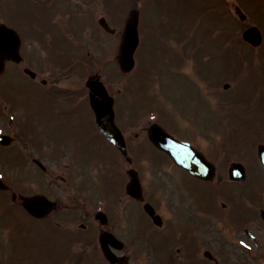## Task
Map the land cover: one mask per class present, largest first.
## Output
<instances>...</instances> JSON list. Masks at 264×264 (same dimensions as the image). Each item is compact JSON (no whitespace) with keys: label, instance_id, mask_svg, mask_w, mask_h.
Here are the masks:
<instances>
[{"label":"rangeland","instance_id":"374dc122","mask_svg":"<svg viewBox=\"0 0 264 264\" xmlns=\"http://www.w3.org/2000/svg\"><path fill=\"white\" fill-rule=\"evenodd\" d=\"M170 1L171 0H152L149 4L148 8H144V18L143 23L141 26L142 33L145 35L144 44L142 45L143 49L139 51V57L137 58L139 63V69L137 74L134 75L132 86H134L135 89H132L130 93V99H136L140 98L139 105L136 106V108L141 109L139 111V115H141L143 119H140V121H146L147 119H157V113L153 112L149 107H155L159 108V111L162 112L161 119L162 124L170 129L171 131L178 133L183 131L180 126L183 124V116L178 115L177 111L179 110H185L187 114L190 115V113L193 112L195 108V103H197V99L199 96V81L203 77V83H205L206 86H209L212 84L210 79L216 78V73H220L219 63L222 61L216 60L217 62L213 65L211 64V68L207 67L205 71L199 70V73L201 74V77L196 81V79L191 78L195 76L193 73L194 70L190 66L192 65L194 67V59H188L187 64L188 66L185 67V65L182 67L184 72V78H177L175 76H171L169 78L168 75L165 74V70L173 67L175 64H177V60L174 59L178 58V55H183V49L187 45L193 46L192 49L197 45V49L201 46L200 41H198L197 37H192V39H186L181 40L179 37L185 34L188 31H192V27L196 24H198L199 28L200 25L207 23L209 20V17L213 16L214 12H220V9H217V11H210L209 15L204 16V13H202L203 9H201L197 4L201 0H180L178 4H175L174 9L168 13V16L161 17L159 14L162 12L161 10L170 9ZM214 1V0H213ZM215 2V1H214ZM240 4L248 10L249 7H260V1L259 0H239ZM261 4H264L261 2ZM263 12L256 14L257 24L260 27H263L264 29V8H260ZM4 14L9 17V14L4 11ZM148 21L152 22L151 29L148 28ZM222 26V25H221ZM151 30V31H150ZM171 36V40H168L167 38ZM114 39L105 37L101 43H104L105 49L102 48L100 45L101 43H92L91 41H87L86 46L92 52L99 58L98 64L103 63V71L105 74L109 77V84L113 89L120 87L123 90L125 89L124 94L127 95L129 93L130 89V79L129 77L120 78L119 76H116V73L113 71V63H111V59L114 56V43L112 42ZM204 41V40H203ZM205 42V41H204ZM209 43V41H207ZM263 47L259 48L258 52H251L253 49L245 48L250 51L251 53H246V51L242 49V55H245V60H248L251 58V56L254 58V60H264V45ZM105 50V51H104ZM205 53H207L206 49H202ZM261 52V53H260ZM106 60V61H105ZM231 61V59H229ZM219 62V63H218ZM193 63V64H192ZM203 68L202 62H200V66ZM94 68V67H93ZM255 70H263L264 64L262 66H254ZM234 68L232 67L231 70ZM180 69L176 71L179 72ZM182 70V71H183ZM85 71L81 69L79 71L77 78V86H80V82L82 80V77L84 76ZM175 72V71H174ZM261 73V72H260ZM190 74V75H188ZM198 74V73H196ZM252 76H249L246 80L244 78L238 80V86L235 90L232 91L231 95H228L230 98H223L219 97L215 100L216 104L211 103L215 106H217L220 109H222V115L230 114L228 117H225V122L223 123V129H222V136H226V138H229L232 143L231 145L236 147V152L242 154L243 156L248 158V165L250 167L251 175L250 178L246 181L245 184H242V186H236L234 189L235 194H241V192H247L249 194L247 196V199L252 203L253 205L256 204L257 199L255 198V195H258V190L250 188L251 186L260 184L263 182V178L260 177L258 174V168L255 167L254 162L255 160H252V156L250 155V150H243L240 151L239 143L241 142L242 135H236V133H244L247 127H250V123H254L253 121L257 122L256 119L253 121L246 118L242 114V106L245 104V101L249 97H253L254 95H257L254 97L253 100L254 103H252L253 108L256 107V104L258 107L255 110H260L261 113L264 115V80H261L258 82L256 79V74L252 73ZM248 76V75H247ZM264 76V73H263ZM18 77V78H17ZM24 78V77H23ZM210 80V81H207ZM221 78H216L215 83L218 85ZM24 79H21L20 76L17 73V70L14 69V71L10 72V74H7L5 77L0 79V89H3L4 92L8 89V92L10 93L11 97L13 98V102H16L15 98V92L18 93L21 96H25L26 92L23 91V81ZM211 82V83H210ZM141 86V87H140ZM252 86L251 91L253 94H245L243 92V89ZM128 89V90H126ZM1 93V92H0ZM226 95V96H227ZM37 99V103L44 102L42 100H39V98L34 97ZM173 98V104L170 105L169 99ZM235 99L236 105L233 107V100ZM8 99V98H7ZM19 99V98H18ZM17 99V100H18ZM222 101L221 104L219 102ZM8 105H5V102H0L3 106L5 105V109L3 107H0V115L3 116L2 118L6 117L5 123L3 124L4 128H8L9 126L7 124L8 122V116L11 114L16 115V117L19 118V116H22L24 114L23 112V106L19 104L20 102H16L18 105L15 106L16 103H12L11 100H7ZM249 103H246L248 105ZM128 105L127 101L123 102L124 111L125 107ZM13 106V107H12ZM119 107V105H118ZM200 108L198 109L201 112V116H203V120L207 122L208 125H210V120L212 119L209 115V110H211L209 107H207L204 104L200 103ZM211 107V106H210ZM223 107V108H222ZM233 108V110H232ZM77 111L73 112L72 114L75 115V125L73 126L72 121H66L65 118H62L59 122V124L55 126H51V129L47 131L45 128H41L38 133L40 136L43 137L44 140L51 142L54 139L59 138L61 141L62 139H65L68 134H77L78 136H84L90 134V121L88 120V114L87 110H85V106L82 103L81 105L76 108ZM129 108L126 112V116L128 114ZM71 114V115H72ZM125 116V117H126ZM225 116V115H224ZM127 121H130L128 117L125 118ZM125 120V121H126ZM4 120L1 119L0 122H3ZM261 121H264L263 119ZM135 123L138 122V118L135 119ZM238 122V123H237ZM130 129L133 131L137 130V126H132ZM18 135L17 142H15V146L13 147L14 150L19 147L21 148V142L24 138H20V134L16 133L15 129L11 130V133ZM18 132V131H17ZM235 135H234V134ZM179 134V133H178ZM264 134V132L262 133ZM88 141V138H87ZM87 141H83L81 144L84 146ZM209 141V140H208ZM28 151V148L25 149V151ZM144 154L146 156L149 155H156L157 158H164V155L161 153H157L156 151L152 150L151 147L147 144L143 145ZM26 151V152H27ZM29 151H32V147H29ZM101 153V156L103 158H110L108 154H105L101 150L99 151ZM18 152L14 151L13 153L4 154L2 152V148H0V156L4 157L6 160L7 158L10 160H14L19 162V160L22 159L24 161V156L19 154L20 157H18ZM96 160V157H89L85 158L83 160V165L85 164H92ZM150 160V159H149ZM152 162L148 161L147 159L145 162H142L141 159H138L137 166L143 168L144 172V179L147 182V193H149L150 197L154 199L155 203H157L159 210L162 214H164L166 219V225L164 226L163 232L156 233L155 235H161L163 236V233L167 231L169 228L170 223H173V221H178L177 218H174V212H172V207L175 206L172 203V201L176 200L173 199L175 197V194L172 192L173 186L171 190H167V186H164L161 182L162 179L160 177L164 175L166 179L170 181V184L173 183L170 179V173L172 172L170 170V167L167 165V163H161L159 164L158 160H155L152 158ZM254 161V162H253ZM247 163V162H246ZM99 167H86L85 172L89 173L92 169L97 170ZM22 170V169H21ZM21 170H6L3 167V173L5 176L11 178H17L18 180L23 179L25 182H30L29 178L31 179V182L33 181L34 176H31V171L29 172V176L27 173L21 171ZM49 170L53 173L56 171V173H61L62 169L60 167H51ZM108 176L107 180L102 183V187L106 188L108 186H116L118 183V174L115 170L109 169L108 170ZM161 176L159 177V174ZM87 180L89 182H92L88 177ZM183 181V184L186 185L192 191V202L196 204V206L202 205V193L199 188L192 190L193 187H200L201 185L199 183H196L195 181H191L189 179H181ZM251 183V184H250ZM173 185V184H172ZM169 186V185H168ZM206 185L201 189H204ZM258 189V188H257ZM264 190V187H263ZM56 191V190H55ZM172 192V194H170ZM155 195L157 197H155ZM177 195V194H176ZM172 198V201L168 202L166 201L167 198ZM2 206V207H1ZM0 213L5 212L3 210L4 207L7 208L8 212L10 211L8 220L10 222L17 221L16 226L13 228V231L20 235V243H25L26 250L24 251V257L31 258L32 262L34 264H56V260L58 257L59 245L60 242L58 240L54 241V234H58L57 229L52 230L50 229V225L47 223L34 221L33 219L29 218L26 214L21 213V210L11 205L9 202L0 199ZM134 208V207H133ZM206 210L215 217V219L220 220L218 216H220V211L215 208L213 209L209 203L205 204ZM241 207H237L236 209H233L232 212V218L234 220H237L239 218H243L244 213L239 216V209ZM178 212V211H177ZM140 207L136 208V214L138 219L140 217ZM251 211H249V214ZM6 218L7 216L4 215ZM209 217V216H208ZM196 218V216H195ZM210 218V217H209ZM211 219V218H210ZM143 222V220H141ZM254 222V221H253ZM222 224V223H221ZM254 224V223H252ZM251 232H253L256 236V239L254 241H247L239 240L240 238H236L235 235H237L235 232L230 231L228 227L221 226L217 223L213 224L210 223V226L208 227V230L206 233L202 235L203 238V244L206 246V248H210L214 250L217 254L220 253V264H264V233L258 230L255 226L248 227ZM155 231L153 227H150L148 229H142V234L147 231ZM183 233H185V230H183ZM175 234V231L173 230V233ZM154 235V234H153ZM171 241V243H170ZM170 241H168L171 245L169 249L173 252L171 256H176L175 252L176 249L181 245L180 241L174 237ZM146 242V241H145ZM143 242L142 244H144ZM140 247L137 249H133L131 253L133 255L139 254L142 247V244L137 243ZM83 245H77L76 249L81 250ZM143 256L147 257H154L155 254L152 255L149 254H143ZM164 257V256H163ZM177 257V256H176ZM143 261V259H142ZM84 264H90L89 260L84 259ZM82 262V264H83ZM81 262H79L80 264ZM25 264H31V263H25ZM156 264V263H153ZM181 264V263H180ZM188 264H205L203 261H196L195 263L189 262ZM208 264V263H207Z\"/></svg>","mask_w":264,"mask_h":264},{"label":"flooded vegetation","instance_id":"af4514ba","mask_svg":"<svg viewBox=\"0 0 264 264\" xmlns=\"http://www.w3.org/2000/svg\"><path fill=\"white\" fill-rule=\"evenodd\" d=\"M21 1H23L24 5L27 3L29 4L28 0ZM44 1L45 4L47 3V1L52 4V0H30V2L32 3V11H30L31 18H28L25 24L22 26L25 28L26 34H24L22 30L21 31L24 35V38L26 36L32 37V43L39 51V53L37 54L29 53L27 57L25 56L24 63L25 65H30L31 67L33 66L34 68H39L42 70L37 72V76L33 79L34 81L36 79H39L40 82L46 86H51L52 84L51 88L46 92L48 96H45L43 98L45 100H49L48 102H44L41 105L40 112H32L33 109L35 111L39 110L37 106L33 107V109L29 108L28 113L25 115L24 122L19 124V126L12 124V127L18 131L21 129L20 131L25 132L29 136L31 135L30 144H33L35 152L31 153V155H28V165H37L35 159H39L41 162L48 161L50 163L54 161L55 165H58V163L65 166L80 165L81 163H83V160L85 158H94L95 155L94 139L97 136V133L95 129H93L95 127V123H91L92 120L90 113L88 114V120L90 121L89 135L78 136L77 134L73 133L68 134L65 139H62V141L57 138L52 140L51 142H48L44 140L43 137L38 133L41 128H45L47 131H49L51 129V126L59 124V121L62 118H65L66 121H72L74 126L76 118L72 113L76 112L77 109L75 107H78V96L77 93H75L74 85H72L71 87L68 86L58 89L61 93H57L55 90L57 87H59L60 83H67L65 78H68L70 76V71L73 69L71 68L74 64L73 58L69 54L73 52V46H71L70 43L68 44L66 40L67 37L68 40H71L72 38L71 30L69 28V21L67 23H58L57 26H53L52 24H50L48 17H46L45 15ZM25 13L26 12L21 11L22 15H25ZM62 41H64L65 45H63ZM79 46L83 47L82 43H80ZM55 54H60L61 58H66V66H61V62H59V64L58 62L52 63L53 59L58 60L57 58H55ZM37 55H39V57L41 56V58L38 57L37 59ZM43 70H45V73L47 72V74H45ZM59 70H67V76L59 78V74H57ZM52 74H54V78H52ZM56 74L58 78H56ZM62 75L65 76L64 71ZM11 121L13 122V120ZM22 128L26 129L27 131L22 130ZM198 128L202 133H208L209 127H206L205 124ZM0 130L2 129L0 128ZM218 130H220L219 127L215 129V131ZM178 133L179 135L183 134V132ZM83 141H87L88 143L83 146L81 144ZM63 151H66L68 154H62ZM216 155L217 158H219V160L221 161L220 164L217 165V168L218 166L224 165V161L225 163L227 162L228 166L233 162V159L229 157L226 149H222L221 151H219V153H216ZM2 164L3 162H0V166ZM174 169L180 174L185 173L184 176L189 177V175L182 169L176 166L174 167ZM227 172L228 168L217 173L214 181H217L218 183H224L226 180L224 178V175L225 173L227 174ZM77 174H79V178L80 175L82 176V174H80L79 172ZM107 176L108 173H101L99 177L96 176L93 180L95 184L97 183L100 186V194L102 195L100 199L93 195L92 192H86V194H83V191H81V189H78L77 194L75 195L71 193V189H69V186H67L68 188L63 189L60 192V195L64 198L63 200H65V202H63L59 197H56L54 192L49 190L48 192H46V196L53 201L56 200V205L52 212L47 214L43 219H37L28 216L35 222L39 221L47 224H54L55 226L50 227V229H54L57 226L65 229V231L62 232L65 233L64 237L66 239V243L59 245L60 251L58 253L61 252L60 247H64L76 242L75 235L73 234V226L78 220H81L78 223L79 228L86 231L88 230V228H90V226H93V224H95V221H93L92 219V216H95L90 212V206H88V203L91 204L95 201L97 202V200H101L103 202V205L106 206L103 211L109 217L107 219L113 220V223H111V225L114 227H119V231H116V233H114V236L118 239H135L136 236L134 235L137 233L134 231V225L131 224L130 228L128 229H126L125 227L123 228L121 222L122 217H120V215H117L114 211L113 204L115 203V194L119 190V187H116L115 185L111 186V188L109 189H104L102 187V183L107 180ZM62 179L66 180V177L64 176L62 177ZM79 185H81L83 190H85L82 182H80ZM8 186V188L1 189L0 194H10L11 199H14L13 203L16 206L22 207V202L20 200L21 198H19L15 194H12L15 192L12 188V183H9ZM17 195H19L18 192ZM79 197L83 199L81 200ZM71 198L74 199V202H71ZM133 200L134 199H130L129 202L134 203L135 200ZM73 211H75V215H73ZM110 216H112V218H110ZM246 219L247 217L244 214L242 221L247 222ZM5 220H8V217L0 219V229H4L5 231L10 232L12 228L7 227L8 224L5 222ZM262 222L264 223V221ZM238 224L239 222H237L235 226H237ZM98 227L100 228V230L107 228V230L111 229L113 231L110 223L107 224L105 228H101L100 226ZM184 236L185 234L183 235V238ZM53 240L56 241L55 239ZM82 241H85V239L83 238ZM90 242H92V240H90ZM1 243L2 242H0V264H13L14 261H16L17 264H25L32 261L31 258L24 257V251L26 250L25 243L17 246L14 252L8 245H2ZM70 251L71 250L68 251L69 262H72L73 260L71 259ZM58 257L65 258L66 255L58 254ZM95 259L96 260L91 261V264H109V262L103 257L102 254H100V257L98 259ZM64 262H68V260H65Z\"/></svg>","mask_w":264,"mask_h":264},{"label":"water","instance_id":"95a60500","mask_svg":"<svg viewBox=\"0 0 264 264\" xmlns=\"http://www.w3.org/2000/svg\"><path fill=\"white\" fill-rule=\"evenodd\" d=\"M130 24L128 26L129 30L126 31V36L124 39V46L121 50V56L118 57L119 65L121 66L123 71H128L132 65V48L133 43L136 39V30H135V16L129 21ZM133 26V27H132ZM132 27V29H131ZM245 37L248 39H252L255 44L260 42V36L255 29H251L250 32L245 34ZM18 45L19 38H17L16 34L12 33L8 28L0 26V72L4 67V63L7 58H11L13 60H18ZM91 88L95 94L99 93L102 96V101H97L98 99H92V106L94 110H96L97 120L100 129L106 135L109 141L119 146L120 149H123V140L121 138L120 132L114 124V112L112 109L113 100L109 98L106 94V89L102 87L101 83H92ZM152 133V134H151ZM150 133V138L153 142L162 149H165L169 155H171L174 159L178 160L180 164H183L182 157L185 155H190L191 160H187L183 165L193 172L195 175L201 178L209 177V173H212V167L208 163V161L198 154L193 148H190L189 145L178 142L175 138H172L170 135H167L160 126L155 125L152 126V131ZM179 149L178 150L176 149ZM125 151V150H124ZM258 154L260 156L261 162L264 165V146L259 148ZM209 168V169H208ZM38 210V209H37ZM36 210V211H37ZM35 211V212H36ZM152 212V210H151ZM150 212V213H151Z\"/></svg>","mask_w":264,"mask_h":264}]
</instances>
